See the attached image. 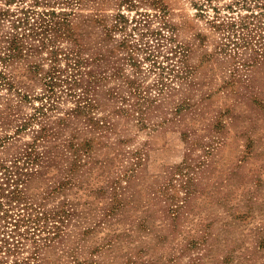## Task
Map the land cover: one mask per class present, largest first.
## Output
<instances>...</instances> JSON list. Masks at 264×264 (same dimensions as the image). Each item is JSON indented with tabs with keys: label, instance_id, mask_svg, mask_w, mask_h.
I'll return each instance as SVG.
<instances>
[{
	"label": "rangeland",
	"instance_id": "374dc122",
	"mask_svg": "<svg viewBox=\"0 0 264 264\" xmlns=\"http://www.w3.org/2000/svg\"><path fill=\"white\" fill-rule=\"evenodd\" d=\"M0 0V264H264V0Z\"/></svg>",
	"mask_w": 264,
	"mask_h": 264
},
{
	"label": "trees",
	"instance_id": "16d2710c",
	"mask_svg": "<svg viewBox=\"0 0 264 264\" xmlns=\"http://www.w3.org/2000/svg\"><path fill=\"white\" fill-rule=\"evenodd\" d=\"M202 0H194L193 1V3L196 5V6H198V8H201V10H203V9H205V2H201ZM208 1V3H210L211 2V0H207ZM204 11V10H203Z\"/></svg>",
	"mask_w": 264,
	"mask_h": 264
}]
</instances>
